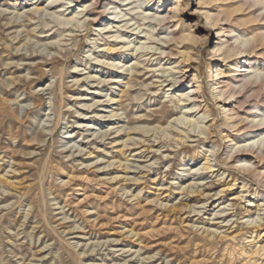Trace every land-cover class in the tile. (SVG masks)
I'll list each match as a JSON object with an SVG mask.
<instances>
[{"label":"rangeland","instance_id":"obj_1","mask_svg":"<svg viewBox=\"0 0 264 264\" xmlns=\"http://www.w3.org/2000/svg\"><path fill=\"white\" fill-rule=\"evenodd\" d=\"M53 1L0 0L7 12L0 18V264H263L255 252L264 248V176L240 172L229 159L237 145L264 135L242 134L253 118L264 119V0H124V6L107 0V15L88 30L94 14H79L94 0L64 8L69 1L58 0L48 8ZM35 2L47 14L1 28L17 13L26 20ZM196 8L201 13L193 15ZM113 12L119 17L108 15ZM159 17H167L163 26ZM18 31L22 40L11 44ZM166 38L171 41L163 45ZM241 62L252 76L246 81L236 78ZM174 71L181 88L169 86ZM230 83L237 85L235 94L221 97ZM187 94L196 95L199 113L189 114L190 102L180 101ZM109 98L116 99L111 107ZM84 105L96 109L87 112ZM164 106L171 111L165 117ZM112 110L120 120L101 119ZM235 114L249 121H234ZM202 115L205 121H196ZM55 125L53 136L39 134ZM122 127L151 137L127 159L140 167L128 174L138 183L109 180L125 176L106 162L126 163L129 152L121 156L118 144L127 136L99 137ZM214 148L221 152L216 163ZM142 152L145 158L134 156ZM246 154L264 172V157ZM189 185L196 188L180 203Z\"/></svg>","mask_w":264,"mask_h":264},{"label":"bare ground","instance_id":"obj_2","mask_svg":"<svg viewBox=\"0 0 264 264\" xmlns=\"http://www.w3.org/2000/svg\"><path fill=\"white\" fill-rule=\"evenodd\" d=\"M69 2H63L62 4V7L64 8V4H70V2H77V0H68ZM80 1V0H79ZM105 1H107V0H94V1H92L91 2V4L90 5H88V6H86L85 7V9L79 14V15H81V14H84V16L83 17H87L88 18V16H89V14L90 13H93L94 14V18L92 19V20H89V22H88V27H87V30L88 29H91L92 27L94 28V27H96V25H95V23H97V21H99V18H100V16L102 15L103 17H105L106 15H107V10H108V8H109V6H108V8H106V6L104 5V3H105ZM116 2H115V4L117 5V4H120V5H123V4H121V2L122 1H124V0H115ZM252 1V3L254 4V5H263L261 2H258L257 0H251ZM58 2V0H54L52 3H50L49 4V6H48V8H52V7H54L53 5L54 4H56ZM39 2H35V3H30V5H36V7L35 8H33L32 10H30V11H28L27 12V16H25V18H27L26 20H23V21H21V18H23L24 16H22V14H19V13H17L15 16H16V18L15 19H13V18H11V19H9L8 21V23L7 24H5V27L4 26H1V28H5V29H8V30H10V29H12L13 27H17V26H26V25H23L24 24V22H26V21H29L30 23H33V21L34 20H36V16L37 15H39V18H40V16L42 15V13H46L47 14V12L45 11L46 9H42V8H40L39 7V4H38ZM125 3H126V0H125ZM17 5V4H16ZM87 5V4H86ZM108 5V4H107ZM110 5V4H109ZM126 5V4H125ZM27 6H28V4H27ZM27 6H24V7H22V9H26L27 8ZM99 6V7H98ZM124 6V5H123ZM71 7V6H70ZM47 8V9H48ZM100 8H101V10H102V12H95V11H97L98 9L100 10ZM263 8H264V5H263ZM115 11V10H114ZM59 12H61V11H59ZM6 11H4V10H0V18L2 17V18H4L5 17V15H6ZM201 12H200V10L199 9H195V12L193 13V15H196V14H200ZM119 14L120 13H115V12H113V13H111V14H109L108 13V15H110V16H114L113 18H118L119 17ZM60 16H62V14L60 15ZM59 16V17H60ZM112 18V19H113ZM115 19H113V20H115ZM210 18L209 17H206L205 18V20H206V23H209V20ZM166 20H167V17H163V18H160L159 17V20H158V24L159 25H162L163 26V24L166 22ZM114 22V21H113ZM68 23H71V22H68ZM122 23V22H121ZM61 24H63V23H61ZM46 25V27H48V25L47 24H45ZM35 26H40V25H38V22L36 23V25ZM207 26H205V28H206ZM92 28V29H93ZM42 30V33H44V29H41ZM40 30V31H41ZM231 30V29H230ZM34 32L36 31V29H34L33 30ZM49 31V30H48ZM48 31H47V33H48ZM99 31V30H98ZM97 31V32H98ZM228 31V30H227ZM229 32V31H228ZM231 33L232 32H234V31H230ZM16 33V35L13 37V40L11 41V44H13V42H16V41H21L22 40V37H23V32H20V31H18V32H15ZM46 33V32H45ZM105 33V32H104ZM104 33H102V31H99V35L98 36H104ZM230 33V34H231ZM228 35H229V33H227ZM34 37H36V38H41V37H39V36H37L36 34L34 35ZM43 37H48V35L47 36H43ZM51 37V36H50ZM230 37V36H229ZM119 38V37H118ZM226 38V37H225ZM260 38V37H259ZM258 38V39H259ZM105 39H106V37H105ZM232 39V38H231ZM250 40H252V39H250ZM260 40V39H259ZM169 41H171V38H166L165 39V41H163V45H165L166 43H168ZM107 42V41H106ZM229 41H226V43H228ZM117 43V42H116ZM251 44H252V42H250ZM112 44V43H111ZM244 44H246V43H244ZM38 45V44H37ZM162 45V46H163ZM228 45V44H227ZM238 45H240V44H238ZM243 45V44H242ZM241 45V46H242ZM253 45V44H252ZM45 46H49V44H45ZM236 46V45H235ZM245 46V45H244ZM254 46V45H253ZM256 46H258V44L256 45ZM251 47V46H250ZM242 48H244V47H242ZM254 48V47H253ZM168 49V48H167ZM250 49V51H251V48H249ZM158 50H160L161 52H160V54L161 55H168V53L163 49L162 50V48H160V49H158ZM239 50H241L240 49V46H239ZM255 50H256V48H255ZM18 51H20V49L18 48ZM108 51H110L109 49H108ZM157 51V50H156ZM242 51V50H241ZM114 52V51H113ZM112 52V53H113ZM118 52V51H117ZM243 54L244 53H246V54H249V51H248V49H246V47L243 49ZM96 53V52H95ZM120 53V52H119ZM254 53V52H253ZM250 54H252V51H251V53ZM257 54H258V52H257ZM38 55V49L37 50H32L31 51V53H30V55H29V57L28 58H32V57H34V56H37ZM253 55V54H252ZM258 56V55H257ZM250 57V56H249ZM245 58V57H244ZM244 61V60H243ZM247 63V62H246ZM246 63L245 64H243V62H241L240 63V65H245V66H240V67H238V68H241L240 70H241V72H240V74L238 75V76H236V78L237 79H239V78H243V80L244 81H246V80H248L249 78H250V74H247V68H248V66H246ZM7 66H10L11 67V65L10 64H7ZM39 66V65H38ZM109 66L111 67V68H113V69H115V68H117L118 67V64H116V63H112V64H109ZM6 69V68H5ZM118 69H123L122 67L121 68H119L118 67ZM179 69V68H178ZM178 69H176V70H178ZM112 70V69H111ZM83 71V70H82ZM125 71H128V69L126 68V69H123L122 70V73L123 72H125ZM169 71H171V70H169ZM137 73V72H136ZM180 72H178V71H174V72H171V74H170V76H168V77H172L171 79H170V84H169V86L170 87H175V88H181V87H183L184 86V82H183V79H182V76L181 77H176V74H179ZM124 74V73H123ZM123 74H122V77H123ZM250 75V76H249ZM133 76V75H132ZM139 76V75H138ZM137 77V76H136ZM252 77V76H251ZM91 78H93L92 76H89V77H87L86 78V80H88V79H91ZM94 78H96V77H94ZM251 80V79H250ZM91 81V80H90ZM166 81H169V80H167V79H165V82ZM241 81V80H240ZM244 81H241V82H243V83H245ZM95 83L96 82H98V84H102V83H104V81H102L101 79H97V80H95L94 81ZM223 82V81H222ZM108 83H115L116 84V86H118L120 83H121V81L120 80H117V81H114V80H109L108 81ZM220 83V82H219ZM60 87L62 86V78L60 79ZM224 84V83H223ZM223 84H221V85H223ZM85 85V84H84ZM128 85V84H127ZM16 86V84H11V85H8V87L9 88H14ZM236 89H237V85H235L234 83H230V84H227L226 85V89L225 90H223V89H221L220 91H219V93H220V96L221 97H223V96H225L226 94H228V93H230V91L231 92H235L236 91ZM129 90V87L127 88V91ZM240 90V89H239ZM244 90V89H243ZM246 90V89H245ZM60 91V90H59ZM242 91V89L240 90V92ZM244 92V91H243ZM123 93H125V91H123ZM192 93H195V90L194 91H192ZM238 93H239V91H238ZM94 94V93H93ZM235 94V93H234ZM242 95V94H241ZM234 97H235V95H234ZM253 97V96H252ZM122 99H123V97L120 99V101H117V103L118 102H122ZM86 100V99H85ZM238 100V99H237ZM180 101H185V102H190V106H191V109L189 110V114L190 113H199L200 112V103L198 104L197 103V97H196V95H194V94H187L186 96H184V98H182V99H180ZM248 101V100H247ZM107 102H108V104L107 105H109V107H111L112 105H114L115 103H116V99L115 98H109L108 100H107ZM242 102V101H241ZM249 102V101H248ZM238 103H240V102H238L237 101V104ZM15 104H17L18 105V102H13V105H15ZM96 105V104H95ZM95 105H90V106H88V105H84V108H86L85 110L88 112V111H90V109H93L92 111H94L96 108H93V107H95ZM102 106H103V104H102ZM19 107V106H18ZM263 108V107H262ZM31 109L32 108H28L27 109V112H29V111H31ZM84 111V110H83ZM232 111H233V109H232ZM250 111V110H249ZM246 112V114H249V115H251V114H253L254 112L252 111V113H250V112ZM171 111H170V109H168L167 108V106H164L163 108H162V110H161V112H160V114L162 115V116H166V115H168L169 113H170ZM77 113V112H76ZM110 116H106V117H101V119L103 118V119H109V121L111 120V119H119L120 120V118H118V114L117 113H115L114 112V110H112L111 112H110ZM231 114V113H230ZM238 114V113H237ZM237 114H235L236 115V118H235V120L234 121H249V118H246V119H244V120H240V118H238L239 117V115H237ZM255 115V114H254ZM257 116V115H256ZM57 117H58V121L60 122V119H61V117H62V112L60 111L59 113H58V115H57ZM152 119V118H151ZM205 118H204V115H202L198 120H196V121H202V120H204ZM251 119V118H250ZM116 121V120H115ZM200 121V122H201ZM205 121V120H204ZM191 122H192V120H191ZM197 123V127H199L198 126V124H199V122H196ZM232 123V122H231ZM240 123V122H239ZM245 123V122H244ZM56 126L57 125H55V128H53V130L50 132V133H46L43 129H42V131L39 133L41 136L43 135L44 137H47V136H53V134H54V132H55V130H56ZM235 127H236V125H235ZM243 127V126H242ZM199 128H201V127H199ZM84 129H86V128H84ZM89 129L90 128H88V129H86V131H89ZM140 128H138V127H134V128H130V127H122V128H116L115 130H108V131H106V132H103V133H101V135H100V137L99 138H102V141L103 140H108L109 139V136L110 135H112L113 133H117L119 136L118 137H121L122 135H124V136H127V139L125 140V141H123L122 143L121 142H119V147H121V150H120V155L121 156H126L127 154H128V152H129V155H127V158H126V163H124V164H122V161L120 160V161H111V162H109V161H107L106 163H108V165H107V167L108 168H111V167H113L111 170L112 171H118V169H121V170H119V171H124L123 173L125 174V176L123 177V176H115V177H113V178H110L109 180H111V181H115V183L116 184H119L121 181H124V182H135V183H138V180L137 179H135V178H130V177H128V174L129 173H131V170H130V168H132V167H134V168H137V169H140V167L139 166H133L132 164H130L129 163V160H127L131 155H130V153H132V152H135V151H137V150H139V149H141V148H143L142 146L140 147V148H138L137 146L139 145V144H144L145 142H150V140H151V137H148V136H146L145 134L144 135H142V133H140ZM210 130V129H209ZM240 130H242V129H240ZM110 131V132H109ZM205 131H208V128H205ZM250 131V132H249ZM259 131H264V119H260V120H256V119H254L253 118V120H251L250 122H248V124H246V130H245V132H242V134H247L248 132H249V134H251L252 135V133H256V132H259ZM123 132V133H122ZM208 133V132H207ZM263 133V132H262ZM131 134H139V135H141V138H144L145 140H143V141H138V140H136V139H134V137L132 138L131 137ZM190 134V133H189ZM201 134H205L203 131H202V133ZM248 135V134H247ZM259 135V134H258ZM263 136V138L261 137V140H257V141H253V142H246V141H244L245 143H243V144H240V145H237L235 148H233V151H235V153H236V156L235 157H232L231 156V158L229 159V160H231L232 161V163H235V162H238V165H235V167H236V170H239L240 172H244V173H251V174H253L254 176H256V177H262V176H264V172H262L261 171V168H260V166L257 164V163H255V161L254 162H252V161H247V159H248V157L246 156V155H248V154H246V153H251L250 155H255L256 156V158H259V160L261 159H263V157H264V135H262ZM185 137V136H184ZM187 138H189V137H187ZM102 141H100V143H102ZM96 142H97V140H96ZM115 142H117V139H115V140H113L112 142H111V144L112 143H115ZM114 145V144H113ZM130 145H134V150H131L130 151ZM73 148H76V151H78L79 153H82L83 152V150H81L80 149V146H73L71 149H73ZM215 149V150H214ZM213 149V151H211V152H213V157H214V160H212L213 162H217V156H218V154L219 153H221V152H219L218 150H216V148H214ZM218 149V148H217ZM230 149H231V147H230ZM224 150V149H223ZM232 150V149H231ZM149 151V150H148ZM146 152V151H145ZM226 152V151H225ZM91 155L93 154V153H90ZM145 153L144 152H142V153H140V154H135L134 156H137L138 158H145V155H144ZM108 154H105V156H107ZM222 155H220V157H221ZM230 157V156H229ZM240 159H242V160H240ZM260 160V161H261ZM230 163V162H229ZM262 163V162H261ZM104 164V163H103ZM116 164H119V166L118 167H115L116 166ZM209 164H211L210 163V161L208 162L207 161V166L209 165ZM220 164V163H219ZM227 165V164H226ZM226 165H225V167H226ZM230 165V164H229ZM262 166V165H261ZM234 167V166H233ZM209 168H211V167H208V168H203V169H209ZM230 168V167H229ZM111 170H108V171H111ZM103 171L105 172V171H107L106 170V166H105V168H103ZM198 175V174H197ZM196 175V176H197ZM262 180V179H261ZM206 185V184H205ZM201 185H199L198 187H200ZM203 186V185H202ZM198 187H197V191H199L200 192V190H198ZM203 187H205V186H203ZM194 189V188H196V185H189L188 187H186V186H184L181 190H182V196H184V197H182L181 195H180V203H182V201L185 199V196L186 195H183V194H187V192H189L190 190L189 189ZM201 188V187H200ZM199 188V189H200ZM205 189V188H204ZM164 190V189H163ZM196 191V192H197ZM181 192V191H180ZM205 192H203L202 194L201 193H199L200 195H203ZM221 193V192H220ZM219 193V194H220ZM128 194V193H127ZM141 194V193H140ZM189 194H190V192H189ZM194 194V193H193ZM197 194V193H196ZM131 196V195H130ZM204 196H206V195H204ZM208 197H210L211 195L210 194H208L207 195ZM132 197V196H131ZM134 197H135V195H134ZM203 197V196H202ZM133 198V197H132ZM249 198V197H248ZM213 199V198H212ZM244 199V198H243ZM207 200V199H206ZM205 200V201H206ZM210 200V199H209ZM204 201V202H205ZM249 201V200H248ZM185 202V201H184ZM208 202V201H207ZM164 203V202H163ZM161 206H168V204L167 205H163L162 203L160 204ZM156 206V205H155ZM184 206L186 207V209L188 208V206H189V204H188V206L187 205H185L184 204ZM183 206V207H184ZM204 206H205V203H204ZM264 205H262V207H263ZM174 207V206H173ZM168 208V207H167ZM203 208H205V207H203ZM261 208V207H260ZM259 208V209H260ZM189 209V211H192L193 213H196V215H199V214H201V209L198 211L197 210V208H196V210H195V207L193 206V208L192 207H189L188 208ZM199 209V208H198ZM262 209V208H261ZM260 209V210H261ZM205 210V209H204ZM263 210V209H262ZM259 211V210H258ZM264 211V210H263ZM217 216V215H216ZM220 216V215H219ZM253 223V222H252ZM257 223V222H256ZM262 226H264V218L263 217H261L260 219H259V227H262ZM75 229H78L77 227L75 228ZM206 232V231H205ZM207 232H209L208 230H207ZM253 233V232H252ZM211 234V233H210ZM213 234V233H212ZM211 234V235H212ZM215 234V233H214ZM134 235V234H133ZM210 235V236H211ZM221 235V234H220ZM216 236H218V235H216ZM260 237V236H259ZM213 239V238H212ZM111 243V242H110ZM106 245V244H105ZM243 250V249H242ZM261 251H262V253H261ZM257 252V251H256ZM255 252V255L257 254L258 255V257H259V259L260 258H262V260H264V248H261V250L259 249V251L256 253ZM133 254V253H132ZM134 255V254H133ZM245 255V254H244ZM254 255V254H253ZM243 256V255H242ZM249 257L250 256H248V259H249ZM258 257H256V258H258ZM135 262V261H134ZM248 262V261H247ZM262 263V262H261ZM124 264H126V262L124 263ZM264 264V263H263Z\"/></svg>","mask_w":264,"mask_h":264}]
</instances>
